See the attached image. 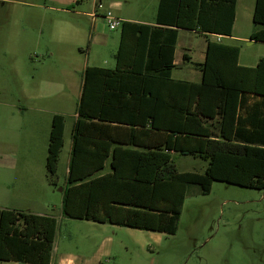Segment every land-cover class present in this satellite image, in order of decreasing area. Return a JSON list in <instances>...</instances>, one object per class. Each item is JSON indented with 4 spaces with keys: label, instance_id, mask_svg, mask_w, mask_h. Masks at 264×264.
<instances>
[{
    "label": "trees",
    "instance_id": "trees-1",
    "mask_svg": "<svg viewBox=\"0 0 264 264\" xmlns=\"http://www.w3.org/2000/svg\"><path fill=\"white\" fill-rule=\"evenodd\" d=\"M237 0H160L153 25L124 21L114 69L87 67L73 126L66 218L175 235L191 185L264 191V57L208 41L200 83L172 78L179 30L231 37ZM251 40L264 43V0ZM187 60V56H184ZM65 117L53 116L46 160L57 185ZM173 154L207 162L180 172ZM110 160V172L99 175ZM56 218L0 210V262L51 264Z\"/></svg>",
    "mask_w": 264,
    "mask_h": 264
},
{
    "label": "rangeland",
    "instance_id": "rangeland-1",
    "mask_svg": "<svg viewBox=\"0 0 264 264\" xmlns=\"http://www.w3.org/2000/svg\"><path fill=\"white\" fill-rule=\"evenodd\" d=\"M157 8L158 0H0V173L11 170L6 156L18 149L13 141L18 127L24 126L28 134L21 144L29 150L30 162L23 169L47 174L48 148H43L37 130L46 119L52 126V113H62L67 116L66 144L57 185L52 186L57 198L60 196L67 182L71 128L81 95L80 70L85 63L114 69L116 39L121 35V29L110 31L105 20L95 33L92 17L86 14L110 11L121 20L154 23ZM98 32L115 40L102 45ZM205 40L197 33L182 31L180 49L196 50ZM223 41L240 48L242 64L254 65L264 57L262 43ZM179 72L175 70L173 75L177 77ZM51 84L62 85L64 93L50 97ZM23 107L30 108L27 119L19 113L13 117L14 110ZM172 160L180 172L204 173L207 166L204 160L188 155L173 154ZM106 171H110V162ZM86 226L65 217L58 230L61 243L73 256L90 260L97 255L102 239H92ZM68 231L73 234L72 242ZM108 236L112 240L102 251V264H264V191L213 182L210 194L203 195L199 186L191 185L175 235L119 227L110 229Z\"/></svg>",
    "mask_w": 264,
    "mask_h": 264
},
{
    "label": "crops",
    "instance_id": "crops-1",
    "mask_svg": "<svg viewBox=\"0 0 264 264\" xmlns=\"http://www.w3.org/2000/svg\"><path fill=\"white\" fill-rule=\"evenodd\" d=\"M159 1L160 0H158V5H159ZM255 7H256V0H237L236 15H235V21H234L231 37H224L220 35H202L194 31H189L192 33H197L199 35H202L206 38L204 46L201 45L200 48L196 50L187 47L180 49V33L182 31H188V30H183V29L179 30L177 45L174 52L175 68L172 70V74H171L172 78L175 80L186 81L190 83H200L202 81V72L197 67H195L194 64H203L205 62L207 45L209 40L223 44H226L223 41L224 39L235 42L249 41L251 42V44L261 43L251 40V34L254 31L253 17H254ZM79 14L85 15V13H79ZM93 14L94 12L86 15L92 17ZM103 14L104 13H99V17L97 18L92 17V22H93L92 29L94 30L95 33L100 27V25L104 23ZM122 20L136 22L140 24H149V25H153L155 23V22L148 23L145 21H139L135 19H122ZM98 35L101 36L102 38L100 42L102 45H107L108 42H110V39L115 40V37H110L108 33L103 32L99 34L98 32ZM119 44H120V38L118 40L116 39L117 47L119 46ZM185 55L188 58L187 60L184 59ZM87 58L88 60H90L91 52L88 54ZM261 58L262 57L256 59L254 61L255 62L254 65H245L241 63V51H240L239 64L244 67H255ZM88 60L87 62H89ZM87 67H98V66L97 65L90 66L89 63H85L81 68L80 72L83 75V79L81 83V94L83 89L84 74ZM175 70H180L177 77L173 75ZM50 89L52 90L50 97H56L64 93V88L60 84H56V85L51 84ZM29 110L30 108L27 107L17 108L13 112V117L18 115L19 113L18 116L22 117L25 120L27 119L26 117L28 115ZM38 111L44 112V110L42 109H39ZM56 114L63 115L66 119L65 133H64V147H63L64 149L66 144L67 116L62 113L54 112L52 113L51 122L53 120V116ZM76 119H77V113L73 116V125L71 128L72 141L70 143V148L68 152L69 156L67 159V169H66L67 176L69 172V163H70L72 147H73L72 130ZM15 120L17 121L18 119ZM27 121H30V119ZM50 131H51V124L47 125V119H46V124H44L42 128L37 130V133L41 134L40 140L43 142L44 149L45 147L48 148ZM17 132L19 133L18 135H16L18 137L17 140L13 141V144L14 145L19 144L18 149L11 150L12 153L7 154L6 156L7 163L9 164L11 170L8 171L7 173H0V210H10L15 212H22V213H28V214H34L40 216H51L56 218L59 228V225L61 224V220L65 218L62 212V200H63V190L65 189L66 185L60 189V196L57 198V194L52 190V185L48 180L47 174L44 175L41 173L30 172L28 170L26 171L23 169L24 164L30 162L29 160L30 158L28 154H26L29 150L25 149L23 143L21 144V140L26 137L25 136L26 134H28V129L25 128L24 126H21L20 128L18 127ZM63 149L61 155L63 153ZM61 155H60V159H61ZM108 162H110V160L106 162L104 171L98 174V176L110 172V171L109 172L106 171ZM18 166H20L22 169H16L18 168ZM80 222H83L85 223V225H87L86 228L90 231V236H92V239L94 240H97L99 238L102 239L100 245H98L99 250L97 255H95L90 260L86 259L85 257H79L77 255L73 256L71 251L65 248L66 245H64V243H61L60 240L62 235L60 230L57 229L54 250L52 252L51 264H102V258H101L102 251L105 249L104 248L105 244L111 242L112 240L108 236V232L110 231V229H118L119 226L98 224L90 221H80ZM151 233H155V232H151ZM156 234L165 235L161 233H156ZM67 235L69 236V239L72 242L74 238L72 232L68 231ZM0 264H26V263L0 262Z\"/></svg>",
    "mask_w": 264,
    "mask_h": 264
},
{
    "label": "built area",
    "instance_id": "built-area-1",
    "mask_svg": "<svg viewBox=\"0 0 264 264\" xmlns=\"http://www.w3.org/2000/svg\"><path fill=\"white\" fill-rule=\"evenodd\" d=\"M93 18L99 17L98 12H94ZM103 18L109 28L110 31H114L117 29H121L123 25V20H121L119 17L115 16L112 12H106L103 14Z\"/></svg>",
    "mask_w": 264,
    "mask_h": 264
}]
</instances>
